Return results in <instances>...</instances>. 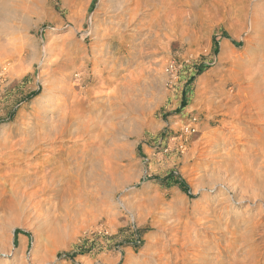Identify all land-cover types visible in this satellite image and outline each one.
Listing matches in <instances>:
<instances>
[{
	"label": "rangeland",
	"instance_id": "obj_1",
	"mask_svg": "<svg viewBox=\"0 0 264 264\" xmlns=\"http://www.w3.org/2000/svg\"><path fill=\"white\" fill-rule=\"evenodd\" d=\"M134 1L143 5L144 15L155 12L157 17L161 16L159 9L149 11L146 2L173 7L172 15L178 16L175 26L158 29L159 42L143 47L142 51L129 48L123 49L125 53L112 48L114 52L106 56L104 49L102 61H107L108 66L102 72V64L89 63L93 55L100 54L101 42H97L95 33L102 34L104 28L117 22L120 0H8L15 5L17 19L11 15L14 21L6 22L15 31L0 29L1 53L6 51L3 45L14 35L15 47L20 50L15 55L19 67L8 70V62L0 64V142H5L3 138L18 139L24 131L39 125L35 118L39 114L49 118L50 105L59 96L52 102L48 96L55 90L60 94L77 84L79 93L90 91L92 98L104 104L107 94L115 84H120L123 76H130L129 82L134 84L129 99L132 106L126 113L120 109L116 112V122L126 129L119 136L125 148L115 152L114 178L119 177L121 186L110 196L109 206L120 218L110 219V224L100 217L93 222L91 216L95 212L89 208L84 209L82 217L66 223L60 218L56 222L58 213L45 220L35 218L32 210L15 216L0 209V264H105L106 259L117 257L122 259L119 264H126L132 249L135 264L147 263L145 247L169 238L164 235L166 226L187 222L204 199L217 200L219 188L209 191L199 186L200 177L210 176L222 161L211 148L212 140L223 134L225 128L237 127L231 145H227L236 148L229 160L237 162L246 150V142L255 135L251 130L254 126L238 124L245 122L248 114H229L213 104L232 99L237 101L235 109L240 101L252 96L255 87L264 92V0H196L195 4L189 0ZM144 15H139L140 19ZM152 17L157 18L152 14L147 20ZM134 27L128 26L124 36L131 35ZM48 46L56 50L50 58L45 54ZM125 55L128 75L120 76L118 68L114 69L116 73L109 74L114 59ZM70 58L75 59L73 65L69 64ZM62 67L63 73L70 75L69 81L61 84L55 80L53 84L51 75L61 72ZM96 74L101 76L99 80H93ZM108 78H113L112 83L105 81ZM126 119L137 123L126 126ZM80 143L84 142H71L68 147ZM3 176L4 172L0 173V184L4 182ZM119 200L133 208L144 203L154 205V215L140 224L136 217L118 209ZM245 205L236 210L235 222L243 219L241 211ZM166 213L172 218L165 220ZM79 218L87 222L82 223ZM149 230V238L141 241Z\"/></svg>",
	"mask_w": 264,
	"mask_h": 264
},
{
	"label": "bare ground",
	"instance_id": "obj_2",
	"mask_svg": "<svg viewBox=\"0 0 264 264\" xmlns=\"http://www.w3.org/2000/svg\"><path fill=\"white\" fill-rule=\"evenodd\" d=\"M190 1L195 4L196 0H189V3ZM133 5L134 8L129 10V6ZM142 7L140 2L134 0H120L117 8L115 5L114 8L119 10L116 17L117 22L112 21L114 25L104 28L102 34L95 33L97 42H101L98 43V47L101 49L98 52L99 55L91 56L90 64L94 66L102 64L104 67L102 66L101 71L103 72L108 66L107 61H102V57H105L104 49H107L106 56L114 48L118 52L129 48H138L142 51L143 47L153 46L154 43L159 42L158 29L163 26L168 28L175 26L178 16L172 15L175 11H173V7L166 8L158 6L156 3L146 2L145 7L149 11L150 9H159L161 12V16L158 17L153 12L152 14L157 18L152 17L151 20H147V18L149 19L152 14L144 15L143 12L141 13ZM11 15L17 19L14 3L10 4L8 0H0V29L7 30L8 28L10 32L11 30L15 31L13 26L6 23L7 19H14ZM139 15H144L142 19L146 21H142ZM128 26L135 27L131 30V35L124 36L123 33L126 32ZM143 31L145 34L147 31L148 35L142 36ZM13 37H8V41L5 40L7 42L6 45H3L6 48L4 53H1L2 46L0 45V64L5 65L8 62L7 66H11V68L7 67L8 70L19 67L18 62L15 61V55L20 49L18 46V48L15 47L14 40L17 37L15 38V35ZM55 51L52 46H48L45 49V54H47L45 56H52ZM128 53L130 52L128 51ZM74 58H70V65H73ZM127 60V55L123 58L114 59L113 64L108 69L109 74L116 73L115 68L120 69L117 70L120 76L125 74L128 65L124 63ZM58 67L60 68V66ZM63 72L62 67L61 72H54L51 75L53 84L56 83L55 80L61 84L69 81L70 75ZM100 75H94L93 80H99ZM248 75L247 73L245 76L248 77ZM128 77L130 76H123L120 84L114 83L112 91L108 90L111 92L107 94V102L104 104L92 98L90 91L81 90L79 93L78 88L80 86L77 84L64 89L60 94L55 90L48 96L51 102L57 95L59 96L50 105L49 113L51 116L49 118L39 114L35 117L39 125L29 128L30 131H24L18 139L14 138L15 140L7 141V138H3L5 142H0V173L4 172V182L0 184L1 210H4L7 215L14 214L15 216L24 215V213L32 210L35 218L45 220L50 219L51 216H56L52 213H58L56 222L60 218L66 223L71 219L77 220L76 218L82 217L85 215L82 213L85 212L84 209L89 208L95 212L91 216L93 222H96L100 217L110 224V219L120 218L118 213L110 210L109 199L115 190H119L121 186L118 181L119 177L114 178L113 168L115 156H117L115 152L117 150L123 151L125 148V144L119 140V136L126 129L119 121L116 122L118 119L116 112L120 109L126 113L131 105L129 102L130 89H133L134 83L131 84L133 81L130 83ZM133 78L135 77H131V79ZM105 81L112 83L113 78H108ZM251 93L252 96L245 99L249 101H240L241 105L235 109L233 106L237 101L232 99H224V101L213 104L216 109H224L229 114L241 115L242 112L248 114L246 121H238V124L254 126L251 130L255 134H252L253 138L246 142V150L241 154L242 158L239 156L240 160L237 162L229 160V156L236 151V148L227 146L231 145L230 141H233L234 135L237 134L236 126V128H232L233 126L225 128L223 134L212 140L211 148L215 149L214 153H219L216 157L221 158L222 161L220 159L221 163H217L219 165H217L216 171L210 176L205 174L200 177L199 186L209 191L219 188L217 200L204 199L200 208L193 211V216L187 217V222L178 223L172 227L166 226L163 231L165 236L166 234L169 235V238H163V241L158 238V243L154 241V244L145 247L146 254L143 255L148 262H144V264H264V92L255 87ZM93 95L96 94L93 93ZM99 97L102 99V96H98V99ZM251 112L253 114H250ZM46 113L48 114V112ZM136 123L135 120L126 119L125 124L132 126ZM71 142L84 143L70 148L68 144ZM222 146L223 148H221ZM219 147L221 149L217 150ZM214 155L212 156L214 157ZM205 182L207 183L205 184ZM221 195L225 196L222 197ZM241 204H246L245 209L241 211L243 219L235 222L234 219L238 215L236 210ZM230 205L234 206L230 208ZM116 206L121 211L128 213L131 218L136 217L140 224L146 222L148 217L151 218L154 209V205L148 206L145 203L133 208L128 202L122 200L117 201ZM169 215H166L165 220L172 218ZM174 215L177 214L174 213ZM4 217L5 215L3 219ZM79 220L82 221L83 219L79 218ZM151 233L152 230H149L148 235L141 241L149 238ZM128 254L126 264H135L136 260L132 259L134 256L133 249ZM121 260V257H117L113 260L106 259L104 263L119 264Z\"/></svg>",
	"mask_w": 264,
	"mask_h": 264
},
{
	"label": "trees",
	"instance_id": "obj_3",
	"mask_svg": "<svg viewBox=\"0 0 264 264\" xmlns=\"http://www.w3.org/2000/svg\"><path fill=\"white\" fill-rule=\"evenodd\" d=\"M183 187H184V189H185V186L184 185H182Z\"/></svg>",
	"mask_w": 264,
	"mask_h": 264
}]
</instances>
